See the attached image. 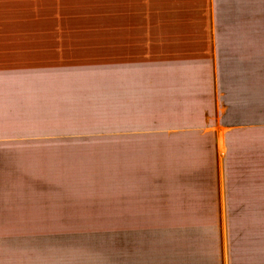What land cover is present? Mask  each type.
Masks as SVG:
<instances>
[{
  "label": "rangeland",
  "instance_id": "obj_1",
  "mask_svg": "<svg viewBox=\"0 0 264 264\" xmlns=\"http://www.w3.org/2000/svg\"><path fill=\"white\" fill-rule=\"evenodd\" d=\"M99 1L109 7V0ZM198 1L205 14L197 13L195 21H179L189 29L186 34L131 36L134 59L126 60L131 52L115 51L109 36H97V0H0V48L31 46L37 63L27 76L35 80L38 92V131L31 140L32 170L25 175L23 168L19 186L37 192L54 188L85 200L84 205L48 208L50 214L39 210L38 216L51 218L52 211L56 215L38 217L39 229L47 227L53 237V251H61L69 236L70 254H82L80 262L97 264V236L118 234L111 238L108 252L117 259L114 255L107 263L126 264V251L137 244L126 243L123 233L143 236L148 243L158 240V246H145L146 255L138 264L172 263L176 259H169L170 249L183 225L205 229L218 219L197 209L204 203L123 207L126 213L134 212L132 218L121 209L87 201L97 200V192H107L110 199L118 193L181 192L173 175H213L207 181L214 182L211 196L220 203L222 175L232 172L245 176L246 183L250 177L264 184V148L257 147L264 140V0H245L236 8L228 0L220 37L213 34L210 4ZM42 4L44 13H51L48 19L54 14L59 25H45L50 34L37 36L29 31ZM21 27L24 34H13ZM14 70L15 76L23 74L17 72L20 68ZM140 116L147 122L138 124ZM231 133L245 146L238 144L229 170L226 141ZM190 166L192 174L181 172ZM1 186L13 185L6 181ZM247 190L243 194L251 195ZM194 193L210 194L201 188ZM180 259L193 258L184 254Z\"/></svg>",
  "mask_w": 264,
  "mask_h": 264
},
{
  "label": "crops",
  "instance_id": "obj_2",
  "mask_svg": "<svg viewBox=\"0 0 264 264\" xmlns=\"http://www.w3.org/2000/svg\"><path fill=\"white\" fill-rule=\"evenodd\" d=\"M233 1L235 8L241 4L244 6L245 0ZM206 2L211 6V16L215 23L213 34L220 37L224 31L222 23L229 13L226 5L229 1L206 0L205 4ZM101 4L104 3L97 0V36H109L110 44L112 47L115 46V51L131 52L133 47L130 44L134 41L129 38L135 35L163 33L184 35L189 29L181 26L179 21L184 22L188 19L195 21L197 13L205 14L198 0H109V7ZM210 6L207 7V11ZM36 14L37 21L31 24L34 27L30 29V33L37 36L48 35L51 28L59 25L54 14L50 18L51 21L48 19L51 13H44L43 4L38 6ZM46 19L50 22L45 21ZM164 20L165 22H162ZM21 25L25 26L23 23ZM45 25L51 28H44ZM26 26L29 25L26 24ZM16 30L13 34L22 35L25 29L21 27ZM30 48L31 46L27 45L12 46L10 50L0 48V52H6L0 55V73H5L0 76V264H88L86 261L80 262L84 260V255L70 254L69 236L65 238L68 242L61 245V251L57 249L53 251L52 235H48L47 227L39 229L38 225L39 210L50 214L48 208L64 205L68 207L71 204L84 205L85 200L82 203V199H79L81 195L74 196L75 193L54 191V188L37 192L35 187L19 186L23 168L26 171L25 175L32 170L31 160L34 150H32L31 140L32 137L36 138L38 131V92L35 80L32 81V78L27 76L32 65L35 67L37 65L30 54ZM133 52L130 55L126 54V60H130L131 57L134 59ZM116 56L121 57L117 53ZM17 68H20L17 72L23 73L22 75L12 74ZM238 144L245 146L244 142L235 141L234 144L227 142L228 154L225 164L228 162L227 169L229 170L231 169L230 162L236 158ZM209 164L203 167V172L208 169ZM181 172L192 174L193 170L190 166L189 170L182 168ZM16 175L19 177L16 178ZM217 176L219 175L215 177ZM197 177H201L202 180H197ZM211 178L213 175H173V182L175 185H181L182 193L178 190H151L138 194L118 193L110 199L107 192H97L93 195L102 198L91 199L87 203L121 209L122 213L133 218L134 212L126 213L122 208L141 207L146 204L157 207L190 206L202 202L204 206L197 209L207 215L213 213L218 219L213 223L209 221L205 229H188L191 224L183 225L186 227L177 232L175 247L170 249L173 254L169 259L176 260L168 264H213L215 260L217 264H264V216L261 214L264 213V202H261L264 196V184L260 182L257 184L255 181L257 178L254 180L250 177L246 183L245 176H235L232 172L230 175H222L221 179H225V185L222 184L223 194L221 195L224 198L220 203L219 199L213 197V194L211 196V190L213 193L215 187L213 181H207ZM249 180H252V183ZM6 181L13 186H1V183L5 185ZM199 181L202 185L200 183L196 185ZM200 188L201 191L206 190L210 194L202 195V197L196 195L194 192H199ZM246 190L251 195L243 194ZM184 209L189 210L190 207H184ZM53 213L52 211L51 214L55 217ZM48 214L41 215L39 218L51 219L52 216L50 218ZM148 214L151 215L152 212ZM120 236L129 245L130 243L137 244L132 252L126 251V264H138L140 259L146 255L145 246H158V240L151 238L148 243L145 242L146 238L144 239L143 236L129 237L123 233ZM111 238L117 239L118 234L97 236V255L94 257L95 259L99 255L97 259L100 263L97 264H108V259L114 255L117 259V254H108L111 250ZM81 242L84 243V241ZM101 245H104V248L108 245L106 247L108 251L101 248ZM184 254H190L193 259L179 260V256ZM71 259L73 263H70ZM140 264L154 263L141 262Z\"/></svg>",
  "mask_w": 264,
  "mask_h": 264
},
{
  "label": "trees",
  "instance_id": "obj_3",
  "mask_svg": "<svg viewBox=\"0 0 264 264\" xmlns=\"http://www.w3.org/2000/svg\"><path fill=\"white\" fill-rule=\"evenodd\" d=\"M137 122H138V124H142V123H145V122H147V121H144L145 120V116H140V118H137ZM262 140V139H261ZM232 142V144H234V142L236 141V139L234 138V133L232 134L231 133V135L230 136H228V139H227V142ZM260 144V146H259V150H261V149H263L264 148V140H262V142H259ZM232 146V145H231Z\"/></svg>",
  "mask_w": 264,
  "mask_h": 264
}]
</instances>
